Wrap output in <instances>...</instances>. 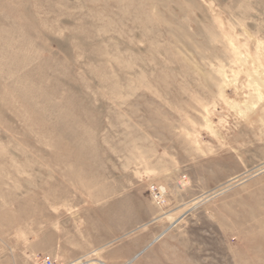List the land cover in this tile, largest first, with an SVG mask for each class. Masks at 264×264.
Returning a JSON list of instances; mask_svg holds the SVG:
<instances>
[{
	"label": "rangeland",
	"instance_id": "1",
	"mask_svg": "<svg viewBox=\"0 0 264 264\" xmlns=\"http://www.w3.org/2000/svg\"><path fill=\"white\" fill-rule=\"evenodd\" d=\"M263 82L264 0H0V264H264Z\"/></svg>",
	"mask_w": 264,
	"mask_h": 264
},
{
	"label": "built area",
	"instance_id": "2",
	"mask_svg": "<svg viewBox=\"0 0 264 264\" xmlns=\"http://www.w3.org/2000/svg\"><path fill=\"white\" fill-rule=\"evenodd\" d=\"M150 192L153 198L157 201H162V194L157 190L155 186H151ZM34 264H106L102 260L95 259L91 256L82 257L75 261H62L49 254H40L34 258Z\"/></svg>",
	"mask_w": 264,
	"mask_h": 264
},
{
	"label": "crops",
	"instance_id": "3",
	"mask_svg": "<svg viewBox=\"0 0 264 264\" xmlns=\"http://www.w3.org/2000/svg\"><path fill=\"white\" fill-rule=\"evenodd\" d=\"M28 261V260H27ZM30 261V260H29ZM26 264H28V262H26Z\"/></svg>",
	"mask_w": 264,
	"mask_h": 264
},
{
	"label": "bare ground",
	"instance_id": "4",
	"mask_svg": "<svg viewBox=\"0 0 264 264\" xmlns=\"http://www.w3.org/2000/svg\"><path fill=\"white\" fill-rule=\"evenodd\" d=\"M264 83V82H263ZM130 262V261H129Z\"/></svg>",
	"mask_w": 264,
	"mask_h": 264
}]
</instances>
